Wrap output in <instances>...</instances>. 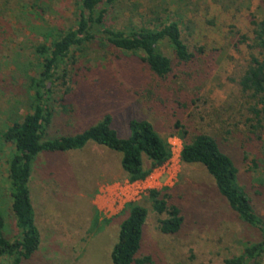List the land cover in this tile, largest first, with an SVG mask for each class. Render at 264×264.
I'll return each instance as SVG.
<instances>
[{
	"label": "rangeland",
	"instance_id": "rangeland-1",
	"mask_svg": "<svg viewBox=\"0 0 264 264\" xmlns=\"http://www.w3.org/2000/svg\"><path fill=\"white\" fill-rule=\"evenodd\" d=\"M79 0H0V215L3 236L12 241L20 229L11 208L7 159L12 144L1 133L28 112V79L38 74L35 47L50 45L75 27ZM264 19L262 0H117L107 7L105 26L123 31L177 21L181 38L195 52L193 62H176L164 39L158 50L173 63L164 78L141 61L95 39L70 50L50 85L52 122L46 137L74 135L111 116V127L127 137L130 118L150 121L171 149V157L143 179L129 182L120 154L95 143L76 150L37 154L29 181L39 244L21 264H111V250L128 204L147 213L137 259L142 264H223L245 245L260 239L218 192L200 164L180 160L181 124L189 137L206 132L218 140L237 170V181L264 222V121L249 106L257 104L238 84L251 51L240 36L252 37L253 20ZM202 48V51H199ZM258 55L257 50L252 51ZM260 56V55H259ZM145 166L148 161L144 159ZM168 194L180 209L178 232L159 230L149 191ZM7 257L0 264H9ZM137 264V263H133Z\"/></svg>",
	"mask_w": 264,
	"mask_h": 264
},
{
	"label": "trees",
	"instance_id": "trees-1",
	"mask_svg": "<svg viewBox=\"0 0 264 264\" xmlns=\"http://www.w3.org/2000/svg\"><path fill=\"white\" fill-rule=\"evenodd\" d=\"M117 0H79V15L75 27L63 31L50 45L40 43L35 47L39 62L38 74L28 79V112L19 119H14L2 131L3 142L11 143L9 153L8 178L10 183L11 208L20 236L8 241L2 232L3 219L0 215V258L7 257L9 264H21L29 258L39 244V233L34 223V209L31 201L29 181L32 162L42 151L57 152L76 150L92 142L120 154V167L129 182L145 179L157 166L171 157L167 141L160 137L153 124L146 119L130 118L127 122V137H119L111 127V116L104 114L97 122L89 125L74 135L46 137L52 122L53 110L49 105L52 93L50 85L55 79L56 71L64 63L70 50L95 39L129 53H139L141 61L158 77L164 78L171 73L173 63L169 57L158 50L162 40H166L173 50L176 62L191 63L195 52L189 50L181 38L177 21L158 23L152 27H140L132 31H123L105 26L104 18L107 7ZM263 4H264V0ZM252 37L241 35L251 51L248 64L239 78L238 84L242 93L249 98L257 99L262 108L249 106L253 118H246L253 128H263L264 121V19L251 22ZM202 51V48H199ZM257 50L258 55L252 51ZM260 55V56H259ZM179 137L182 140L180 160L184 164H200L211 176L218 192L225 198L228 206L248 225L258 229L260 239L248 243L239 255L226 258L223 264H264V222L255 213L250 198L237 181L238 170L232 158L222 151L218 140L206 132L196 133L189 137L188 131L178 122ZM144 159L148 161L145 166ZM153 210L166 217L158 220L162 233L173 234L179 231L183 217L180 209L168 204V194L161 190L149 191ZM128 215L120 223L118 239L111 250V264H142L147 257L137 259L140 248L142 226L146 209L137 202L128 204Z\"/></svg>",
	"mask_w": 264,
	"mask_h": 264
}]
</instances>
